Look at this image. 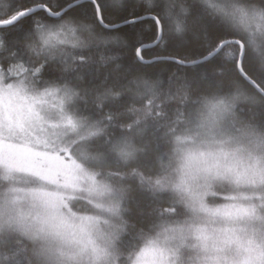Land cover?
<instances>
[{
	"label": "rangeland",
	"instance_id": "1",
	"mask_svg": "<svg viewBox=\"0 0 264 264\" xmlns=\"http://www.w3.org/2000/svg\"><path fill=\"white\" fill-rule=\"evenodd\" d=\"M73 97L24 67L0 64V173L18 182L1 190L0 225L44 238L46 264H126L116 250L122 205L71 154L83 126L70 113ZM83 190L103 207L94 228L92 216H75L68 205ZM193 190L190 208L175 202L171 221L144 240L155 249L130 264H264V130L226 119L196 155Z\"/></svg>",
	"mask_w": 264,
	"mask_h": 264
},
{
	"label": "trees",
	"instance_id": "2",
	"mask_svg": "<svg viewBox=\"0 0 264 264\" xmlns=\"http://www.w3.org/2000/svg\"><path fill=\"white\" fill-rule=\"evenodd\" d=\"M0 53L2 68L24 67L30 76L46 83V87H66L72 93L74 110L70 113L83 126L77 132L79 137L71 140V145L75 144L71 154L96 180L99 188H112L115 193L112 202L117 200L122 205L116 223L121 229L116 245L121 260L130 264L129 257L144 250H153L154 247H149L151 244L144 243L147 234L169 223L174 217L170 215L172 209L179 208L175 200L167 192L158 191L154 183L165 170L171 137L181 131L186 106L198 95L197 85L203 91L205 84H216L220 77L213 76L209 67L205 78L191 88L162 85L158 80L145 77L124 79L123 73L127 68L122 66L124 62L116 53L103 60L97 57L91 67L73 55L64 62L60 61L55 73L41 75L44 65L31 48L26 55H9L0 45ZM144 55L149 56L150 53L145 52ZM258 67L264 71V62L260 61ZM245 68L251 73L247 75L250 80L264 93V78L249 68L247 62ZM223 86L244 101L227 120L239 127L262 132L264 97L242 77L225 81ZM250 131L248 129L246 133ZM9 178L5 179L0 173V195L8 185L18 183ZM29 183L34 184L33 181ZM96 198L83 190L68 200L75 216H92L93 228L95 215L103 211V207L95 202ZM6 227L0 225V264H46L43 250L39 247L44 238L39 234L31 237L22 227L7 230Z\"/></svg>",
	"mask_w": 264,
	"mask_h": 264
},
{
	"label": "snow or ice",
	"instance_id": "3",
	"mask_svg": "<svg viewBox=\"0 0 264 264\" xmlns=\"http://www.w3.org/2000/svg\"><path fill=\"white\" fill-rule=\"evenodd\" d=\"M0 45L9 55L31 48L41 75L73 55L91 67L116 53L124 79L191 88L210 67L223 84L251 75L246 62L264 78L244 38L210 22L195 0H0ZM62 45L81 50L67 53Z\"/></svg>",
	"mask_w": 264,
	"mask_h": 264
},
{
	"label": "clouds",
	"instance_id": "4",
	"mask_svg": "<svg viewBox=\"0 0 264 264\" xmlns=\"http://www.w3.org/2000/svg\"><path fill=\"white\" fill-rule=\"evenodd\" d=\"M210 22L236 33L245 40L246 49L258 62L264 60V0H195ZM155 87L156 85L153 84ZM186 106L180 132L171 137L170 154L162 175L154 183L167 192L178 205L190 208L196 155L204 142L218 135L227 117L243 103L223 84L207 83Z\"/></svg>",
	"mask_w": 264,
	"mask_h": 264
},
{
	"label": "water",
	"instance_id": "5",
	"mask_svg": "<svg viewBox=\"0 0 264 264\" xmlns=\"http://www.w3.org/2000/svg\"><path fill=\"white\" fill-rule=\"evenodd\" d=\"M4 23H7V21H4ZM240 76L249 84L251 85L257 92H259L263 97L264 93L259 89V87L252 81L247 75H244L243 72L240 73Z\"/></svg>",
	"mask_w": 264,
	"mask_h": 264
},
{
	"label": "bare ground",
	"instance_id": "6",
	"mask_svg": "<svg viewBox=\"0 0 264 264\" xmlns=\"http://www.w3.org/2000/svg\"><path fill=\"white\" fill-rule=\"evenodd\" d=\"M72 49V48H71ZM79 49V48H78Z\"/></svg>",
	"mask_w": 264,
	"mask_h": 264
}]
</instances>
